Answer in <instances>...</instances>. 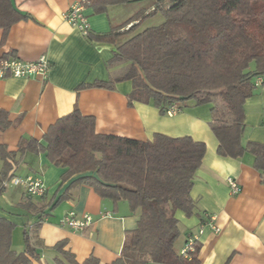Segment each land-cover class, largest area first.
<instances>
[{
  "label": "crops",
  "instance_id": "obj_1",
  "mask_svg": "<svg viewBox=\"0 0 264 264\" xmlns=\"http://www.w3.org/2000/svg\"><path fill=\"white\" fill-rule=\"evenodd\" d=\"M80 1L14 0L31 18L13 24L4 38L0 29V55L13 51L24 61L45 55L51 66L46 78H0V108L12 122L0 132V146L16 153L9 159L12 178L0 189V217L14 224L12 249L17 253L25 250L27 231L39 254L35 264H57L62 258L55 247L59 242H65L64 250L79 263L93 256L101 264H110L119 258L127 233L137 228L140 211H132L126 201L115 204L101 197L92 186L79 181L82 175L66 177L67 167L52 164L46 152H18L21 140L33 138L45 145L48 129L77 107L84 116L94 117L98 134L151 141L161 133L204 142L206 152L191 189L195 210L191 216L182 211L175 215L180 231L175 250L180 253L189 232L197 233L212 220L219 231L204 227L198 264H264V184L254 167V156L249 152L237 158L219 155V142L210 126L211 103L197 106L189 101L174 115H166L153 103L130 104V80L116 81L112 89L92 86L115 79L125 65H109L115 44L91 39L64 20V12ZM136 1L110 6L105 13L86 6L90 34H108L126 22L133 16L129 10ZM245 125L244 145L264 142V81L245 102ZM2 168L0 159V173ZM27 176L43 180L44 196L26 194ZM14 178L20 182L16 184ZM227 178L239 183L240 193L232 194ZM70 212L90 214L93 223L82 232L60 226ZM148 264L158 263L150 260Z\"/></svg>",
  "mask_w": 264,
  "mask_h": 264
},
{
  "label": "trees",
  "instance_id": "obj_2",
  "mask_svg": "<svg viewBox=\"0 0 264 264\" xmlns=\"http://www.w3.org/2000/svg\"><path fill=\"white\" fill-rule=\"evenodd\" d=\"M132 0H87L95 13ZM153 9V10H152ZM140 11L108 34L91 39L116 45L109 65L124 64L121 75L92 86L113 88L116 81L130 80L129 103H153L162 114L176 105L213 104L211 129L224 157L251 153L254 167L264 184V142H242L245 131V102L255 89L257 78L264 81V0H155L150 10ZM161 13L164 21L138 30L151 14ZM145 15V16H144ZM31 16L20 11L14 0H0V29L3 38L13 24ZM131 24V25H130ZM130 25L127 31L121 28ZM125 38L120 42L122 37ZM120 42V43H119ZM13 51L0 55L14 58ZM259 85V86H261ZM222 100V106L215 102ZM7 111L0 108V132L12 125ZM151 141L98 134L95 119L79 109L60 118L43 137L21 140L19 153L46 152L50 162L67 167L66 177L82 175L103 198L115 204L126 201L139 210L136 230L127 233L119 258L110 264H198L200 243L187 258L175 250L179 237L176 212L191 216L195 203L191 189L203 162L206 144L189 136L170 137L157 133ZM16 153L0 146L3 168L0 189L12 178ZM13 222L0 217V264H35L39 258L25 231L26 248L12 249ZM65 242L55 247L62 255L57 264H101L95 257L77 262L65 251Z\"/></svg>",
  "mask_w": 264,
  "mask_h": 264
},
{
  "label": "built area",
  "instance_id": "obj_3",
  "mask_svg": "<svg viewBox=\"0 0 264 264\" xmlns=\"http://www.w3.org/2000/svg\"><path fill=\"white\" fill-rule=\"evenodd\" d=\"M86 1L82 0L70 6L64 12V20L68 22L72 27L80 30L85 36L90 33V23L85 15L84 11L86 8ZM153 10V9H152ZM131 25V24H130ZM128 25V27H130ZM45 55L40 56L35 61H24L18 57L10 58L9 60H4L0 65V78H5L6 76L15 77H38L46 78L50 71V64ZM262 78H257L255 84L257 86L261 85ZM179 109L176 105L171 106L167 110V115H174ZM14 182L18 184L20 179L14 178ZM26 194L30 197H42L46 193V186L43 180L37 176H27L24 180ZM227 183L229 184L232 194H238L241 192V186L234 178H227ZM93 218L90 214L83 213L77 215L74 212H70L64 216L60 221V226L70 228L74 231L82 232L93 223ZM210 226L215 231H219L214 225L213 221L205 223L201 226L197 233H190L187 236V240L184 247L181 250V254L185 257L190 258L191 253L195 250V245L199 244V238L203 234L204 227Z\"/></svg>",
  "mask_w": 264,
  "mask_h": 264
},
{
  "label": "rangeland",
  "instance_id": "obj_4",
  "mask_svg": "<svg viewBox=\"0 0 264 264\" xmlns=\"http://www.w3.org/2000/svg\"><path fill=\"white\" fill-rule=\"evenodd\" d=\"M154 1L153 0L136 1L137 4L132 5L129 11L132 12L133 15H135L138 12L144 11V9H147ZM150 16L151 17H148L143 21V23L141 24V27L138 30L145 29L146 27H149V26L159 25L164 21L163 15L161 13L151 14ZM127 30H128V26H125V27L121 28L120 30L118 29V31H120V32H124ZM127 36H129V35L123 36L122 37L123 39H121L120 42H122L125 38H127ZM123 71H124V68L122 69V71L119 74H122ZM215 102L218 106H222V100L220 99V97H216Z\"/></svg>",
  "mask_w": 264,
  "mask_h": 264
}]
</instances>
